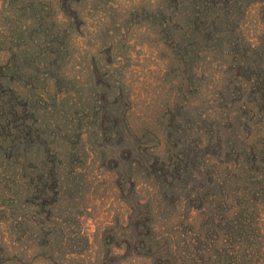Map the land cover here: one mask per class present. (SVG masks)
Masks as SVG:
<instances>
[{
	"label": "rangeland",
	"instance_id": "rangeland-1",
	"mask_svg": "<svg viewBox=\"0 0 264 264\" xmlns=\"http://www.w3.org/2000/svg\"><path fill=\"white\" fill-rule=\"evenodd\" d=\"M4 75L0 264H264V0H0Z\"/></svg>",
	"mask_w": 264,
	"mask_h": 264
},
{
	"label": "trees",
	"instance_id": "trees-1",
	"mask_svg": "<svg viewBox=\"0 0 264 264\" xmlns=\"http://www.w3.org/2000/svg\"><path fill=\"white\" fill-rule=\"evenodd\" d=\"M15 70V69H14ZM0 85H6V87H7V83L10 81V79L7 77V75H4V76H0ZM52 166H53V163H50V165H49V167H47V172L44 174L46 177H47V180L48 181H50L52 178H53V176H54V174H53V172H52ZM151 169L153 168L152 166L150 167ZM152 170H154V169H152ZM169 170H170V167L166 170V172H163V175L165 176V177H167V176H169ZM153 173V176H154V179H156V178H158V176H157V171L155 170V171H153L152 172ZM171 177L173 176L172 174L170 175ZM157 183H162L163 185H166L167 183L166 182H164V181H160V180H157L156 181V184ZM51 188V187H50ZM199 199V198H198ZM232 216V215H231ZM237 216H238V214H237ZM222 218H223V216H222Z\"/></svg>",
	"mask_w": 264,
	"mask_h": 264
}]
</instances>
